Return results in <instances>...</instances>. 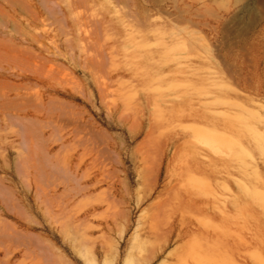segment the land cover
<instances>
[{
	"label": "rangeland",
	"instance_id": "1",
	"mask_svg": "<svg viewBox=\"0 0 264 264\" xmlns=\"http://www.w3.org/2000/svg\"><path fill=\"white\" fill-rule=\"evenodd\" d=\"M26 1L32 6L26 5ZM26 1L0 0V93L8 97H0V103L3 105V100L8 99L6 103H9V99H12L4 107L0 105L2 264L6 260L7 264H123L128 257V264H162L164 261L166 264H218L214 258H201L200 251L207 242V232L235 236L230 243L223 241L220 246H214V253L220 252L228 257L225 264H234L230 258L239 253L246 257L245 264H264V228H260L264 223L257 220L259 216L264 222V12H260V9L264 10V1H260L261 5H257L259 0H239L236 5L235 0H97L83 5L82 0H75L80 5L75 4L74 0ZM61 3L66 13L57 9ZM32 7L37 13L32 11ZM33 12L39 14V19L34 18ZM16 41L21 44V49ZM17 47L19 55L30 57L29 61L26 58L28 67L24 65V57L18 60ZM13 50L17 52H14L16 60L11 57ZM27 52L29 56L25 55ZM16 93L29 94L31 98L23 95L25 100L21 98L23 102H28L27 105L21 99L14 100ZM199 98L206 102L205 108L217 119L226 120L228 124L211 127L190 118H170L169 110L173 102L188 106L187 100L197 101ZM46 99L50 101L49 105L45 104ZM53 100L54 103H51ZM55 100L70 104L75 119L80 115L77 122L80 118L83 121L79 126L87 127L85 131L79 126L76 130L73 124L58 128V131L54 126H46V111L42 108L63 106ZM40 101H44L42 104L46 106ZM39 105L43 110V114L38 116L40 120L32 121L25 117L29 119L26 120L23 117L24 110L34 114ZM63 107L66 110L67 107ZM149 118L157 120L153 124L155 127L152 128L151 124L154 119L150 122ZM42 119L45 124L41 123ZM33 122L46 130L44 139L39 140L46 141L50 136L47 142H43L46 144L49 141L59 160L75 150L87 163L88 174L99 175L103 169L120 171L115 173L111 170L115 178L109 175L111 171H106L101 181L103 183L86 191V194H76L68 206L73 210L71 213L66 208L65 213L60 211V216L53 219L59 210L52 212L50 208L49 212L52 213L47 211L53 216L50 219L45 212L48 208L43 207L47 202L38 195L40 193L37 194L40 191L37 190L35 177L40 179L39 175L33 166L26 169L32 159L29 158L31 154L26 143L32 145L40 142L37 140L39 126ZM34 127L37 134L33 131L32 137L30 130ZM48 127L53 131H49ZM149 127L155 129L153 136L163 139L170 133H187L194 141L207 147L214 158H225L231 171L228 181L219 177L213 180V175L220 176L219 169L223 166L215 162L207 174H196L190 167L189 153L185 150L176 159L181 166L173 171L177 176L180 170L182 179L166 190L165 208H154L153 202L163 188L167 157L162 161L158 173L157 189L146 199L140 194L145 200L137 203V194L147 191V194H143L147 196L148 188L151 189L156 179V175H149L147 179L150 180H143L147 183L142 182V187V172L145 170V174L149 158L146 157L147 161L143 159L146 164L141 162V158L144 155L152 156L149 166L154 161L153 153H144L148 144L144 137ZM59 129L62 130L60 134ZM25 131L29 132L26 135H31L28 136L31 138L25 136ZM58 134L62 135L61 138L65 135V143L71 146L63 147ZM75 139L85 140L83 148L79 145L81 141L78 143ZM34 140L37 141L34 143ZM140 141H147V144L139 146ZM42 145L39 146L42 148ZM31 147L29 150H32ZM100 147L102 151H99ZM107 147L111 152L115 148L116 162L111 159L113 153ZM134 147L138 150L137 156ZM38 148L31 153L35 154L37 149L42 153L43 148ZM57 148L62 150L59 155ZM172 151H169V157ZM106 152L110 155L109 160H112L110 163L108 155L104 157ZM37 154L31 163L36 158H43V154H38L40 158L36 157ZM27 155L28 158H25ZM133 156H139L136 162ZM91 157L93 160H90ZM25 159L28 163H25ZM99 159H105L104 163L100 161V164ZM36 160L34 162L38 163ZM55 170V177L63 174L64 178L63 170H58V167ZM30 172L35 177L32 178ZM106 175L112 178L106 179ZM60 176L56 177L57 181L62 180ZM117 176H121L127 184L121 185L123 182ZM113 178L116 179L114 184ZM148 181L151 184L146 187ZM139 184L144 189L139 188L137 190L140 192H137ZM74 187L71 186V191L67 190L66 194H71ZM61 188L59 186L60 192L63 190ZM186 192L221 203L225 199L234 200L237 205L229 214L223 207L215 206L221 215V219H218L217 215L202 213L200 207L196 209L182 201ZM13 196L16 197L14 201ZM38 197L45 201L41 207ZM3 199H12V203L6 204ZM16 203L18 213H22L18 214L11 207ZM72 204L75 205L70 207ZM23 206L28 211L20 210ZM23 212H28V215ZM66 212L70 213L69 219V216H73L71 221L63 217L62 214ZM22 214L26 217H22ZM138 216L140 219L144 217L145 222L142 219L139 222ZM181 218L184 224L192 221L195 231L182 239L185 247L177 251L178 255L170 257V251L179 244L178 240L174 241L175 236L170 228L173 224L178 225ZM115 226H119V229ZM121 226L125 227L124 232ZM134 229L137 231L136 237ZM117 230L123 234L120 231L121 235H117ZM132 241L137 242L136 245ZM6 246L10 249L8 253L13 252L9 253V257L4 252ZM129 249H133L131 253L134 252L135 256L126 255ZM149 255H154L151 261H148Z\"/></svg>",
	"mask_w": 264,
	"mask_h": 264
},
{
	"label": "bare ground",
	"instance_id": "2",
	"mask_svg": "<svg viewBox=\"0 0 264 264\" xmlns=\"http://www.w3.org/2000/svg\"><path fill=\"white\" fill-rule=\"evenodd\" d=\"M26 1V0H25ZM30 1V0H29ZM28 1V2H29ZM75 1V0H74ZM77 1V0H76ZM76 1H75V4H77L76 3ZM81 1V0H80ZM97 0H82L81 1V4L83 5V4H85V3H89V2H96ZM234 1V0H233ZM239 0H235V5H236V3L238 2ZM254 1V0H253ZM260 1L261 0H259V2H257V5H261L260 4ZM264 1V0H263ZM263 1H261V2H263ZM32 3V2H31ZM70 3V2H69ZM71 3H72V1H71ZM234 3H233V5H234ZM259 3V4H258ZM264 3V2H263ZM26 5L27 4H29V3H27V1H26V3H25ZM255 4H256V2H255ZM31 4H29V6H30ZM77 5H80V2H78V4ZM262 5H264V4H262ZM32 6V5H31ZM34 6V5H33ZM60 7H57V9L58 8H60L61 10H62V12H64V13H66V9L64 8V6L62 5V3H61V5H59ZM12 7V6H11ZM10 7V8H11ZM38 7V6H37ZM67 7V6H66ZM261 7V6H260ZM259 7V8H260ZM262 7H264V6H262ZM13 8V7H12ZM33 8V7H32ZM70 8H72V5H71V7ZM14 10V9H13ZM42 10V9H41ZM60 10V11H61ZM109 10V9H108ZM32 11H35L34 10V8H33V10ZM36 13H37V11H35ZM35 12H33L34 13V18L35 19H37L38 18V16H39V14L37 15V14H35ZM107 12H109V11H107ZM260 12H261V14L264 12V10H262V9H260ZM35 15L37 16V17H35ZM65 15V14H64ZM30 16H33L32 14H30ZM264 18V17H263ZM39 19V18H38ZM65 19H66V17H65ZM259 20V19H258ZM31 22H32V20H31ZM102 22H103V20H102ZM258 22V21H257ZM30 23V22H29ZM33 23V22H32ZM264 26V25H263ZM264 29V28H263ZM74 35V34H73ZM31 36V35H30ZM29 36V37H30ZM33 36V35H32ZM10 37V36H9ZM12 37V36H11ZM24 38H26V36L24 37ZM72 38V37H71ZM6 40L8 39L7 37L5 38ZM5 40V41H6ZM30 40H31V38H30ZM9 41V40H8ZM7 42V41H6ZM16 42H18V41H16ZM15 42V43H16ZM5 43V42H4ZM21 43V42H20ZM17 44V43H16ZM19 45H21V44H19V42H18V47H19ZM16 46V45H15ZM2 47V46H1ZM7 47V46H6ZM18 47H17V49H16V51L18 50ZM22 47H24V45L22 46ZM20 49H21V46L19 47ZM5 49V48H4ZM13 49V48H12ZM3 50V49H2ZM16 51H14L13 50V56H11V57H15L16 56V58H17V55H18V60H20V57H24V55L23 56H21V55H19V52H18V54H17V52ZM22 50H20V53H22L21 52ZM30 51V50H29ZM17 54H15V53ZM4 53H7V52H4ZM4 53H2V54H4ZM28 53V52H27ZM25 54V55H27V56H29L30 54L28 53V54ZM14 54H15V56H14ZM2 56V55H1ZM7 57H9L8 55H7ZM16 58H14L15 60H16ZM25 58V62H24V65L26 64V63H28V61H29V59H30V57H29V59L27 58V57H24ZM26 58L28 59V61L26 60ZM9 59H12V58H9ZM27 61V62H26ZM22 62V63H23ZM28 64H26L25 66L26 67H28L27 66ZM2 93V92H1ZM0 93V97H2L3 99H6L5 97H7L6 95L4 96V93L3 94H1ZM6 94V93H5ZM8 94H10V93H8ZM25 96V98L28 96V97H30L29 96V94L27 95H25V94H19V93H16V96H14V100H15V98H16V100H20L21 98H23L24 100H25V98L23 97V96ZM46 95H47V93H46ZM4 96V97H3ZM47 96H49V95H47ZM10 97V96H9ZM43 97V96H42ZM45 97V96H44ZM8 98V97H7ZM12 98V97H11ZM31 98V97H30ZM30 98H28V99H30ZM47 98V97H46ZM51 98V96H49V99ZM23 99H21V101L23 102ZM27 99V100H28ZM10 100V102L12 101V99H9ZM13 100V101H14ZM15 100V101H16ZM50 100H52V99H50ZM5 101V103H3V105H2V103H0V105L2 106V107H4L5 105H7V104H9V103H6V102H8V99L7 100H3V102ZM14 101V102H15ZM29 101V100H28ZM31 102V101H30ZM29 102V103H30ZM41 102V101H40ZM46 103L45 104H47V105H49V102H48V100L46 99V101H45ZM48 102V103H47ZM55 102H60V103H62L60 100H55ZM24 103H26V101L25 102H23V104ZM28 103V102H27ZM27 103L25 104V105H27ZM42 103H44V101L43 102H41L40 104H42ZM51 103H54V100L53 101H51ZM59 103V104H60ZM66 102H64V104L62 103V105L64 106H66L67 108H66V110H64L65 108L63 107V106H61L60 107V105L58 106L60 109H58V107L56 108V105H55V108L53 109V106H52V109H49L48 107L46 108V109H49L48 111L46 110V109H44V107L42 108V106L40 107V105L39 106H36L37 108H35V106H34V108L36 109V110H34V111H36L34 114L33 113H30L27 109L26 110H24V112H23V117L25 118V117H28V118H30V119H32V121L33 120H38L39 118H38V116H40V113H42V111L43 110H45L44 112L46 113L45 114V123H46V126H50V127H53L54 126V129H57L56 131H58V128H61V127H65V125H68L69 127L73 124L74 125V127L73 128H76V130H78V126H79V123H80V121H81V123L83 122L82 120H81V118H80V121H79V123L77 122L78 121V118L80 117V115H79V117L77 118V119H75V117L73 116V112H72V110L69 108V107H71V106H69L68 104V106L65 104ZM37 104H39V103H37ZM43 106H46V105H44V104H42ZM1 106H0V109H1ZM43 110H42V109ZM68 108L70 109V111L68 110ZM68 110V111H67ZM43 114V113H42ZM33 115V117H31ZM81 117H82V115H81ZM21 118V117H20ZM44 118V117H43ZM22 119V118H21ZM26 119V118H25ZM150 119V122H151V119L153 120L152 122H151V124L153 125L154 123H157V122H154V121H157V120H155V118H149ZM26 120H29V119H26ZM25 120V121H26ZM40 120V119H39ZM28 121H26V123H27ZM30 122V121H29ZM38 122V121H37ZM37 122H35V124H34V122L32 123V124H34V125H36L37 124ZM38 123H40V121L38 122ZM41 123H44V121H43V119L41 120ZM44 123V124H45ZM80 123V125H82ZM85 123V122H84ZM83 123V124H84ZM86 123H87V121H86ZM31 124V123H30ZM31 124V125H32ZM44 124H42V127L44 126L45 127V125ZM28 125V124H27ZM38 126H39V128H37L38 129V131L37 130H35V128L37 127H34V129L33 130H30V131H32V137H34L33 136V131H34V133H35V131H37V133H35V135L37 134V136L39 135V137H38V139H37V136H35L36 137V139L38 140V141H40L41 142V140L42 139H44V136H45V131L46 130H44V128H42V129H40V125L39 124H37ZM89 125V124H88ZM151 125V126H152ZM87 126V125H86ZM150 126V127H151ZM27 127V126H26ZM29 127H31V126H29ZM32 127H33V125H32ZM50 127H48V130L50 129L51 130V128ZM149 127V129H148V131H147V133H145L146 134V136L144 137V138H146L147 139V141H148V144H147V141H145V142H142V141H140L139 143L141 144H139V146H142L143 145V143H144V145H146L147 144V147H145V150H144V153H145V151L147 152V154H150L151 155V153H153L154 154V161H153V165H151V166H149V163H150V161L149 160H151V159H153L152 158V156L150 157V156H148V155H144L143 156V158H141L142 159V161H141V159H139V161H141L142 163H143V159L144 160H148V159H146V157L147 158H149V160H148V164H146V163H143V164H146V166H148V168H146V172H145V174H144V171H143V167L145 166H142L141 168H142V173H143V179L141 180L140 178L142 177V175H140L138 178L141 180V184H142V182H144L143 180H146L147 179V177H149L150 178V176L152 175V176H154L155 177V175H156V179H154V182L152 183V186H151V189L150 188H148L150 191H149V193H148V195L146 196V192H144V193H146L145 195H143L144 193L142 192H140V191H138L137 189H139V188H141V190L142 189H144V188H142V187H144V185L142 184V187L140 186L141 184H139L138 186H140V187H138V188H136V191L137 192H140L139 194H137V192H136V194L138 195V196H140V197H138L137 196V198H138V200H137V198H136V201H138L137 203H140V202H142V201H144L146 198L145 197H148L152 192H153V190L157 187V183H158V181H157V177H158V173H159V171H160V168H161V165H162V161L164 160V158H165V149H166V147H167V145H168V143L170 142V140L172 139V142H173V140L174 139H176L177 137H178V133L176 132L171 138L170 137H164L165 139H163V138H157V137H155V136H153L152 135V131H154V130H152L151 128ZM153 127H155L154 125L152 126V128ZM79 128L80 129H82V131L84 130L85 131V128H87V127H85L84 128V125H83V128H81L80 126H79ZM91 128H93V126L91 127ZM41 131H40V130ZM53 129V128H52ZM72 129V128H71ZM79 129V132L81 131ZM26 130H27V128H26ZM49 130V131H50ZM63 130H64V128H63ZM29 131V130H28ZM27 131V132H28ZM29 131V132H30ZM51 131H53V130H51ZM56 131H54V133L53 134H55V132ZM82 131L80 132V133H82ZM27 132L25 131V136H31V135H26L27 134ZM29 132H28V134H29ZM60 132H62V130H60L59 129V134H60ZM74 132H75V129H74ZM74 132H72V133H74ZM78 132V131H77ZM78 132V133H79ZM48 133V132H47ZM79 133V134H80ZM155 133V132H154ZM50 134H52V133H50ZM58 134V135H59ZM64 134V133H63ZM69 134H71V133H69ZM79 134H77V135H79ZM66 135H68V133L66 134ZM155 135V134H154ZM52 136V135H51ZM62 137V135H59V137ZM48 137V139L47 140H49V138H50V136H47ZM59 138L60 139V141H59V143L61 142V144H62V146L63 147H68V146H71V144L70 145H68L67 143H65L67 140H66V137H65V135H64V137L63 138ZM75 137H76V134H75ZM28 138H31V137H28ZM39 138H42L41 140H39ZM33 139H35V138H33ZM72 139H73V141H74V136L72 135ZM28 140V139H27ZM36 140V141H37ZM47 140L46 141H44V142H47ZM62 140V141H61ZM71 140V139H70ZM69 140V141H70ZM83 140V139H82ZM80 140V139H78L77 141H76V139H75V142H78L79 143V141H81L80 143H79V145L81 146V148H83L82 146H84V144H82L83 142L85 143V140ZM35 140H34V143L36 142ZM42 141V142H43ZM29 142H31V140L29 139ZM40 142H38V143H35V144H32L33 145V147H31L32 145L30 144V143H28L29 145H27V143H26V148L28 149V151H30V154L31 155H29V158L31 157L32 159L35 157V154H41V156H42V154H43V158H41L39 161L38 160H36V159H34L33 160V162L31 163V161H32V159H31V161H30V164L28 163V161H26V159H25V163H28L27 165H26V169L28 168V169H31V166H33L34 168V170H36L35 172H37L38 173V175H39V178L40 179H38L37 178V176L35 177V176H33L32 175V173H31V177L33 176V177H35L36 178V180H37V190H39L40 192H37V194L38 193H40V194H38L40 197L42 196V198L47 202V203H45V201L44 200H42L40 197H38V199H39V207H41V205L42 204H48V205H46L45 206V204H44V209H45V207H47L48 209H46V213L48 214V212H49V209L50 210H52V212H54V210L56 209V211L57 210H59V212H55L56 213V215L54 214V217H53V219L54 218H56L58 215L60 216V211H63L64 213H65V211H66V208H67V210H68V212H72L73 210L71 209L70 210V208L68 209V206H69V204H70V202L71 201H73V199H74V197L76 196V194L78 195L79 193L81 194V193H85L86 191H89V190H91L92 188L94 189L95 187H97L100 183H103V182H101L102 180H103V176H105V172L106 171H108V170H105L104 171V169L103 170H100L99 171V175H97V174H95V175H91V174H88L87 173V163L85 162V160L83 159V157L81 156V155H78V153L75 151V150H72L71 152H68L66 155H65V157L64 158H62L61 157V159H63V160H59L58 158H57V154L56 153H54L53 152V146L52 145H49L50 143H49V141H48V143H46V144H44V142L42 143V144H40ZM72 142V141H71ZM109 142V141H108ZM58 143V142H57ZM56 143V144H57ZM97 143V142H96ZM94 144V145H97V144ZM146 143V144H145ZM42 145V148H43V150H41L42 148H41V146H39V145ZM48 144V145H47ZM108 144V143H107ZM138 144V143H137ZM135 145V147L137 148V146L138 145ZM150 144V145H149ZM31 145V146H30ZM35 145V146H34ZM99 145V144H98ZM28 146H30L31 147V149L32 150H29L30 149V147L28 148ZM36 146H38V147H40L41 149V151H42V153H40V151L38 150L39 148L38 147H36ZM73 146V145H72ZM80 146H78V147H80ZM88 146V145H87ZM90 146V145H89ZM100 146V145H99ZM98 146V147H99ZM110 146V145H109ZM138 146V147H139ZM38 148L37 149V152L34 154V153H31V152H34V151H36V148ZM97 147V146H96ZM95 147V148H96ZM134 147V148H135ZM143 147V148H144ZM90 148V147H89ZM136 148L134 149V151H136ZM141 148V147H140ZM60 149H62V148H60ZM73 149V148H72ZM80 149V148H79ZM98 149V148H97ZM105 149V148H104ZM137 149H139V148H137ZM57 150L59 151L58 152V155H59V153L62 151V150H59L58 148H57ZM57 150H55V151H57ZM84 150V149H83ZM89 150V149H88ZM107 150H111L110 148L108 149V147H107ZM27 150H26V152H28ZM39 151V152H38ZM95 152V150H92V152ZM99 151H102V149H101V147H100V149H99ZM104 151V150H103ZM139 151H140V149H139ZM96 152H98V150L96 151ZM111 152V151H110ZM109 152V153H110ZM115 153V148L114 149H112V152L111 153ZM87 153H88V151H87ZM101 153V152H100ZM108 152H106V154L104 155V157H106L108 154H107ZM114 153L111 155V159L113 160L114 159V161L117 159V157L116 156H114ZM136 153V156H137V154L139 155V153H138V150L135 152ZM143 153V154H144ZM28 154V153H27ZM34 156H33V155ZM36 155V157H38L39 155ZM61 154V153H60ZM102 154V153H101ZM104 154V153H103ZM102 154V155H103ZM117 154V156H119L118 155V152L116 153ZM152 154V155H153ZM178 154H179V151L177 150V149H175V151H174V153H173V155H172V157L169 159V161H168V168H170L169 170H167V172H166V174H165V181H164V183H163V188L158 192V195H156L157 196V198H156V200L153 202V203H155V205H154V208H155V206H156V208H159V207H164L165 208V203L167 202V197H166V190H168L169 188H172L173 186H175V184H177L179 181H180V179H181V176H180V174H177V176L175 175L174 176V173H173V171H171V170H174V171H176V168H175V166L178 164L177 163V161L178 160H176V159H178L177 158V156H178ZM96 154L94 153V156H95ZM132 155V154H131ZM133 155H135V154H133ZM33 156V157H32ZM101 156V155H100ZM110 155H108L107 156V159L109 160L110 158H108ZM113 156L115 157V158H113ZM136 156H133V157H135V162H136V160L138 159V157H136ZM90 157V156H89ZM132 157V156H131ZM141 157V156H140ZM25 158H28V155H27V157H25ZM38 158H40V157H38ZM93 157H91L90 158V160L92 159ZM101 158V157H100ZM103 158V157H102ZM101 158V159H102ZM28 160V159H27ZM36 160V162H38V163H35L34 161ZM89 160V161H90ZM93 160V159H92ZM105 160V159H104ZM103 160V161H104ZM112 160H109V163H110V161H112ZM101 160L99 159V163L101 164V162H103V161H101ZM138 161V162H139ZM152 161V160H151ZM98 162V161H97ZM96 162V163H97ZM107 162V161H106ZM116 162V161H115ZM118 162V161H117ZM145 162V161H144ZM104 163V162H103ZM102 163V164H103ZM119 163H120V161H119ZM118 164V163H117ZM141 164V163H140ZM29 165V167H27ZM90 165H92L91 163H90ZM99 165V164H98ZM107 165V164H106ZM116 165V164H115ZM138 166H139V164H137ZM119 166V165H118ZM56 167H58V170H63L62 172L63 173H65V175H64V178H62V175L60 176V175H58V176H60L61 177V181L59 180V181H57V178L56 177H58V176H56L55 177V174H56ZM115 167V166H114ZM60 168V169H59ZM92 168V167H91ZM113 168V167H112ZM116 168V167H115ZM137 168V167H136ZM140 167H139V172H140V169H141ZM100 169H102V168H100ZM110 169V168H109ZM117 169V168H116ZM60 170V171H61ZM112 169H110L109 171H111ZM119 171H120V169H118ZM118 170H117V172H118ZM31 171V170H30ZM108 171V172H109ZM113 171V170H112ZM112 171L110 172V174L109 175H111L112 174ZM137 171H138V169H137ZM28 172V171H27ZM93 172V171H92ZM113 172H115V171H113ZM117 172H115V173H117ZM138 172V174H140ZM57 173H58V171H57ZM121 173V172H120ZM59 174V173H58ZM94 174V173H93ZM28 176H30L29 174H27ZM57 175V174H56ZM113 175L115 176V174L113 173ZM113 175H111L112 177H114ZM150 175V176H149ZM32 177V178H33ZM54 177H55V181H54ZM107 177H110V176H108V175H106V179H107ZM112 177H110V178H112ZM118 177V176H117ZM31 178V179H32ZM109 178V179H110ZM115 178V177H114ZM112 179L113 180V184H114V180H116V179ZM118 178H120L119 180H120V182L122 181V177L120 176V177H118ZM122 178V179H121ZM148 178V179H149ZM147 179V180H148ZM136 180H137V178H136ZM150 180V179H149ZM173 180H174V182H173ZM107 181V180H106ZM124 181H125V179H124ZM151 181H152V178H151ZM151 181L149 182L148 181V183H149V185H147L146 187H148V186H150V184H151ZM33 182H34V180H33ZM75 182V183H74ZM123 182V181H122ZM139 182V180L137 181V183ZM173 182V183H172ZM77 184L76 186L74 185V184ZM145 184L147 183V182H144ZM35 184V183H34ZM121 185H125V184H127V182L126 183H124L123 182V184L122 183H120ZM108 185H111L110 183H108ZM107 185V187H109ZM35 186H36V184H35ZM59 186H62L63 188H61V189H63L61 192L59 191ZM71 186H75L74 188H72V192H70L71 194H66L67 192V190H69V191H71L70 190V188H71ZM128 186V185H127ZM112 188H114V187H112ZM112 188H110V190H112ZM74 189H75V194H74ZM125 189V191H127V188L125 187L124 188ZM157 189V188H156ZM36 190V189H35ZM109 190V189H108ZM68 191V192H69ZM145 191V190H144ZM9 193V192H8ZM7 193V195H9ZM73 193V194H72ZM79 194V195H80ZM86 194V193H85ZM112 194H114L113 192H112ZM126 194H128V193H126ZM140 194H142V196H144L143 198H145L144 200H143V198H142V196L140 195ZM13 194H11V195H9V196H12ZM37 195V196H38ZM67 195H70V196H67ZM129 195V194H128ZM4 197H6V195L4 196ZM4 197H2V198H4ZM14 197L15 196H13V201H14ZM113 197H115V195L113 196ZM7 198V197H6ZM6 198H4V199H6ZM16 198V197H15ZM116 198V197H115ZM3 199V201H5V203L6 202H10V201H12V199L11 200H9V201H6V200H4ZM9 199V198H8ZM7 199V200H8ZM117 199H118V197H117ZM77 200V199H76ZM182 201H184L185 203H188V204H190V205H192V206H195L196 207V209H197V207H200V212H202V213H209V214H211V215H213V214H215L216 213V209H215V206H213L212 204H211V200H209V199H207V198H204V197H202V196H197V194H193V193H188V192H186V193H184V195H183V199H182ZM2 201L0 200V203H1ZM16 202L18 203V204H20L19 203V201H18V199H16ZM40 202H43V203H40ZM76 202V201H75ZM74 202V203H75ZM120 202H122V199H121V201H119V203ZM10 203H12V202H10ZM15 203V202H14ZM17 203L15 204V205H11V207L12 208H15L16 210H15V212H17L18 213V209L16 208V206L17 207H19L18 205H17ZM125 203V202H124ZM124 203H123V205H124ZM3 204H4V202H3ZM7 204V203H6ZM121 204V203H120ZM126 204V203H125ZM141 204V203H140ZM8 205H9V209H10V204L8 203ZM21 205V204H20ZM73 205H75V204H72V205H70V207H72ZM127 205V204H126ZM125 205V206H126ZM22 206V205H21ZM50 206V207H49ZM23 208H25L24 206L23 207H20V210H24ZM26 209V208H25ZM151 209V208H150ZM14 211V210H13ZM25 211H28V210H24V212ZM48 211V212H47ZM121 211H123V209L122 210H120V212ZM11 212H12V209H11ZM23 212V213H24ZM51 211L49 212V213H52ZM16 213V214H17ZM19 213H22V212H19ZM18 213V214H19ZM28 212H26V213H24L25 215L27 214ZM57 213H59V214H57ZM62 213V212H61ZM62 214L63 215V217L65 218V217H67L66 219H68V221H71L70 219H73V216H72V218H71V216H69L70 217V219L68 218V215L70 214H67V212H66V214ZM24 214H22L21 216L22 217H26ZM119 215H120V213H118ZM24 215V216H23ZM28 215V214H27ZM49 215V214H48ZM62 215H61V217H62ZM67 215V216H66ZM72 215V214H71ZM140 215L141 216H145V215H142L141 213H140ZM86 216V215H85ZM123 216H124V213H123ZM123 216H120V218L122 217V218H124ZM18 217H19V215H18ZM51 216L49 215V218H50ZM52 217L50 218V219H52ZM58 218V217H57ZM76 218V217H75ZM138 218H139V216H138ZM146 218V217H145ZM142 220H144L143 222H145V219H144V217H142L141 218ZM141 219L139 218V219H137L139 222L141 221ZM138 221H137V223H138ZM142 222V221H141ZM106 223V222H105ZM139 224V223H138ZM100 225V224H99ZM106 225H108L109 226V224H106ZM142 225H144V223L143 224H141V226ZM103 226V225H102ZM137 226H139V225H137ZM140 226V227H141ZM111 227V226H110ZM117 226H115V228H116ZM122 227V226H121ZM125 228V227H124ZM123 227H122V229L121 230H123L124 229ZM116 229H119V226L116 228ZM140 229H142V227L140 228ZM139 229V230H140ZM115 230V229H114ZM121 230H117V232H119V234H117V235H121V234H123V232H124V230H123V232L121 231ZM138 230V229H137ZM120 231H121V234H120ZM135 231V232H134ZM134 233H135V237H136V234H137V231L134 229ZM142 231V230H141ZM139 232L138 231V233H142V232ZM195 231V224L192 222V221H188V223H186V224H184V219H180V222H179V224L178 225H176V224H173L172 225V227L170 228V232H171V234L173 235L174 234V236H175V238H174V241L176 240H178L177 242L179 243L178 244V246L173 250H171V251H174V252H171L170 251V253H172L171 254V256L170 257H173V256H177L178 255V250L181 248V250H182V248H184L185 247V241H183L182 239L184 238V237H186L187 235H189L191 232H194ZM164 235H165V233H164ZM133 237V236H132ZM262 237H264V235H262ZM138 238H139V234H138ZM206 238H207V242L205 243V247H203V249L200 251V252H202V254H201V258H203V260H208V259H212V258H214V260L218 263V264H225V263H227V261H228V257H226L224 254H222V253H218L217 252V254L216 253H214L213 251H214V246L216 245V246H220L222 243H223V241H226V243H230L232 240H233V238H235V236L233 235V234H225V233H219V234H211L210 232H207L206 233ZM132 239V238H131ZM137 239V238H136ZM136 239H134L135 241H136ZM213 239L214 240H216V241H213ZM135 241H132V242H134L133 244L134 245H136V243H135ZM138 241V240H137ZM132 244V245H133ZM132 245H131V247H132ZM130 247V248H131ZM134 248H135V246H133ZM132 247V248H133ZM5 248V247H4ZM3 248V249H4ZM6 248L7 249H4L5 251L4 252H6L7 254V256L9 255V253H8V251H10V249H8V246H6ZM13 250V249H12ZM131 251H133V249L132 250H130L129 249V254H127L126 253V255L127 256H131L132 254L135 256V253L134 252H132L131 253ZM177 252V253H176ZM181 252V251H180ZM179 252V253H180ZM16 253V252H15ZM14 253V254H15ZM173 253H176V255L175 254H173ZM10 254H13V252L12 253H10ZM156 254H158L157 252H156ZM155 253H154V255H156ZM154 255H149L150 257V259L147 257L146 259H149L148 261H151L152 260V258H153V256ZM7 256H5V257H7ZM13 256V255H12ZM11 256V257H12ZM134 256H132V260H134ZM180 256V255H179ZM9 257V256H8ZM7 257V258H8ZM126 257V256H125ZM156 257V256H155ZM127 258V257H126ZM129 258V257H128ZM128 258H127V260L125 261V263H123V264H128V262H129V260H128ZM165 258V257H164ZM163 258V259H164ZM130 259H131V257H130ZM162 259V260H163ZM5 260V259H4ZM230 260H231V262L232 263H234V264H245V262L247 261V259H246V257L243 255V254H241V253H239L238 254V256H234L233 258H230ZM2 259L0 260V264H2ZM90 262V261H89ZM161 262V261H160ZM166 261H164V262H161L162 264H166L165 263ZM7 264V260L4 262V264ZM143 264V263H142ZM158 264H160V263H158Z\"/></svg>",
	"mask_w": 264,
	"mask_h": 264
},
{
	"label": "crops",
	"instance_id": "3",
	"mask_svg": "<svg viewBox=\"0 0 264 264\" xmlns=\"http://www.w3.org/2000/svg\"><path fill=\"white\" fill-rule=\"evenodd\" d=\"M185 101V100H184ZM188 106H182L181 103L173 102L170 106L169 110V116L171 119H185L190 118L194 121H197L198 123L205 124L207 126L211 127H221L228 124V121L223 119H217L213 113L206 109V102L202 101L201 98H199L197 101H194L193 99L187 100ZM204 106V107H203ZM174 133L168 134L167 137H172ZM179 135L176 139L170 140L168 143L166 149H165V157H167V163H166V172L170 168H168V161L172 157L175 149L179 151H187L189 153L190 157V167L193 169V171L196 174H207V171L210 170L212 163L222 164V168L219 169V172L221 173L220 176L213 175V180L217 179V177L222 178L223 181H228L230 170H229V162L224 158H214L213 154L207 147H204L200 143L194 141L187 133L177 132ZM172 151L171 156L169 157V151ZM180 165H176L175 168ZM174 171V170H171ZM179 174L182 179L181 171L179 170ZM180 179V181H181ZM179 181V183H180ZM170 189V188H169ZM206 198L205 196H202ZM210 200V199H209ZM239 201V200H238ZM242 201V200H241ZM211 204L213 206L223 207L226 212L229 214L233 211L235 205H237L236 201L225 199L222 203L219 201L211 200ZM218 219H221L220 212L216 209V213ZM259 223H264L260 217L257 218ZM260 228H264V224L261 225Z\"/></svg>",
	"mask_w": 264,
	"mask_h": 264
}]
</instances>
